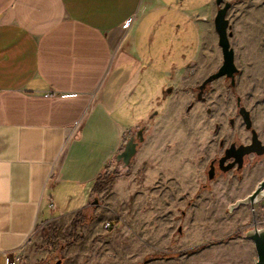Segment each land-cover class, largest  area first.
<instances>
[{
    "label": "crops",
    "instance_id": "0c3cea01",
    "mask_svg": "<svg viewBox=\"0 0 264 264\" xmlns=\"http://www.w3.org/2000/svg\"><path fill=\"white\" fill-rule=\"evenodd\" d=\"M224 1L233 3L231 36L230 12L244 9V35L248 25L264 33V0ZM219 8L217 0H0V264L12 252L37 264L41 230L87 210L126 141L158 115L138 102L151 80L161 75L183 91L168 93L167 108L202 111L186 90L221 50ZM147 131L143 145L154 139ZM204 252L147 264L204 263Z\"/></svg>",
    "mask_w": 264,
    "mask_h": 264
},
{
    "label": "rangeland",
    "instance_id": "374dc122",
    "mask_svg": "<svg viewBox=\"0 0 264 264\" xmlns=\"http://www.w3.org/2000/svg\"><path fill=\"white\" fill-rule=\"evenodd\" d=\"M245 11L230 12V42L237 47L239 61L236 85L227 77L213 81L207 103L196 114L186 107L178 111L164 106L171 95L179 98L177 92L183 91L168 95L170 86L164 77L160 75L159 83L151 80L138 102L149 105V117L158 110L141 126L154 139L146 145L139 142L128 166L112 163L103 176L102 191L80 217L55 221L41 230L37 264L58 260L61 264H147L162 253L189 257L205 250L201 256L210 259L204 263L195 259L193 264H254L256 248L245 233L254 218L257 226H264V199L253 208L241 205L233 212L228 206L250 194L264 177V155L251 154L242 169L218 173L212 180L206 174L210 158L221 152V138L224 146L235 137L243 143L251 139L238 112L237 96L253 108L249 110L253 126L264 143V33L259 37L248 25L244 35L241 13ZM166 60L172 59L165 56ZM207 60V69L201 66L196 75L197 84L220 67L222 50ZM195 90L193 86L186 92L196 102ZM108 222L111 226L106 228Z\"/></svg>",
    "mask_w": 264,
    "mask_h": 264
},
{
    "label": "water",
    "instance_id": "95a60500",
    "mask_svg": "<svg viewBox=\"0 0 264 264\" xmlns=\"http://www.w3.org/2000/svg\"><path fill=\"white\" fill-rule=\"evenodd\" d=\"M217 5L220 6L218 9L217 15L215 17V29L218 34V42L222 50L223 62L216 72L208 75L202 83L199 85V92L197 94L198 100L205 99L204 92L208 84H211L213 81L221 77H227L231 81V85H236V74L239 72V69L235 63V52L230 43V36L232 33L229 31V20L227 18V13L231 7V2L224 0H217ZM172 92V89H169V93ZM237 106L239 108L238 112L241 115L245 127L247 130L251 131L252 137L251 142L248 144L236 145L232 143L227 149L226 154L220 159L221 168L223 171H229L233 168L238 170L242 169L245 163V157L247 155L256 154L257 156L264 155V143L259 137L257 130L253 127V121L251 118L250 111L242 104L241 97H237ZM144 127L139 129L136 135L131 136L125 143L123 150L118 153L116 156L117 162H122L124 166H128L137 152V146L139 142L144 140ZM233 158L228 164L222 166L227 160ZM209 179L215 177V167L211 165L208 170ZM264 199V177L258 182L255 189L245 196L236 200L234 203L228 206L230 212H233L235 209L239 208L241 205H249L252 208L255 204L259 203ZM253 226L248 229L245 233L246 237L253 241L257 258L254 261V264H264V226L259 227L253 220ZM55 264H61V260L56 261Z\"/></svg>",
    "mask_w": 264,
    "mask_h": 264
},
{
    "label": "flooded vegetation",
    "instance_id": "af4514ba",
    "mask_svg": "<svg viewBox=\"0 0 264 264\" xmlns=\"http://www.w3.org/2000/svg\"><path fill=\"white\" fill-rule=\"evenodd\" d=\"M229 79V78H228ZM231 82V81H230ZM202 83V82H201ZM200 83V84H201ZM199 83L196 85V90H195V92H196V102L197 103H202V104H206L207 103V97H206V94H207V92H208V87H209V85L210 84H208L207 85V88L205 89V92H204V97H205V99H203V100H198L197 99V94H198V92H199V85H200ZM234 87V86H233ZM171 89H172V87H170ZM169 88V89H170ZM171 93V92H170ZM238 97V96H237ZM241 100H242V98H241ZM236 101H237V98H236ZM245 106V105H244ZM238 107V106H237ZM246 107V106H245ZM247 108V107H246ZM238 110H239V108H238ZM249 110V109H248ZM207 111L208 112H211V109H210V107H208L207 108ZM251 113V112H250ZM252 118V117H251ZM234 119L232 118V119H230V124L231 125H234ZM244 122V121H243ZM244 125H245V123H244ZM254 127V126H253ZM245 129H246V127H245ZM247 130V129H246ZM250 134H251V131L250 130H247ZM251 137H252V134H251ZM236 143V145L238 146V145H240V144H242L243 142H240V141H238L237 140V138L235 137L231 142H230V144L229 145H227V146H224V139L223 138H221L220 140H219V148H221V152L220 153H216V155H214V156H212L211 158H210V160H209V163H208V167H207V169H206V174H207V176H208V170H209V168L211 167V165L212 166H214L215 167V177L218 175V173H222V172H227V171H223L222 170V168H221V164H220V159L226 154V149L232 144V143ZM251 142V139H250V141L248 142V143H250ZM248 143H244V144H248ZM209 154H211V153H209ZM254 155H256V154H254ZM249 155H247L246 157H248ZM257 156V155H256ZM246 157H245V159H246ZM233 160V158H231V159H229V160H227L222 166H224V165H226V164H228L230 161H232ZM236 168V167H235ZM234 169V168H233ZM237 169V168H236ZM209 178V177H208ZM212 180V179H211ZM183 213H184V211H183ZM183 255V253L181 254V253H179V257H177V258H172V259H176V260H179V258L181 257ZM162 258V257H161ZM165 259H171V258H165Z\"/></svg>",
    "mask_w": 264,
    "mask_h": 264
},
{
    "label": "built area",
    "instance_id": "2783aa9c",
    "mask_svg": "<svg viewBox=\"0 0 264 264\" xmlns=\"http://www.w3.org/2000/svg\"><path fill=\"white\" fill-rule=\"evenodd\" d=\"M111 223L106 224V228H109ZM22 261V256L18 252L6 253L5 254V264H20Z\"/></svg>",
    "mask_w": 264,
    "mask_h": 264
},
{
    "label": "trees",
    "instance_id": "16d2710c",
    "mask_svg": "<svg viewBox=\"0 0 264 264\" xmlns=\"http://www.w3.org/2000/svg\"><path fill=\"white\" fill-rule=\"evenodd\" d=\"M106 175V173H104L103 174V176H105ZM104 182H106V179H103V181H102V186H104ZM160 256H158V258H177V257H179V253H177V254H159ZM155 258H157V257H155Z\"/></svg>",
    "mask_w": 264,
    "mask_h": 264
},
{
    "label": "bare ground",
    "instance_id": "6f19581e",
    "mask_svg": "<svg viewBox=\"0 0 264 264\" xmlns=\"http://www.w3.org/2000/svg\"><path fill=\"white\" fill-rule=\"evenodd\" d=\"M111 222H113V221H111ZM106 223V222H105ZM111 229V228H110ZM108 230V229H107Z\"/></svg>",
    "mask_w": 264,
    "mask_h": 264
}]
</instances>
